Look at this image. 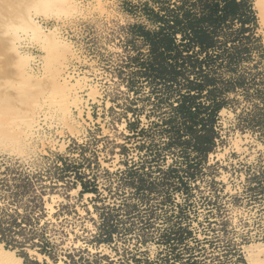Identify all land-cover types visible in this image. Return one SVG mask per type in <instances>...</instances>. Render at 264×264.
<instances>
[{
    "label": "rangeland",
    "instance_id": "374dc122",
    "mask_svg": "<svg viewBox=\"0 0 264 264\" xmlns=\"http://www.w3.org/2000/svg\"><path fill=\"white\" fill-rule=\"evenodd\" d=\"M41 1L0 0V244L24 264H173L185 237L264 264V0L262 21L256 0Z\"/></svg>",
    "mask_w": 264,
    "mask_h": 264
},
{
    "label": "trees",
    "instance_id": "16d2710c",
    "mask_svg": "<svg viewBox=\"0 0 264 264\" xmlns=\"http://www.w3.org/2000/svg\"><path fill=\"white\" fill-rule=\"evenodd\" d=\"M240 3L237 2L236 0H226V8H228L229 6H233L236 10L233 11L234 15L238 14V8H240ZM198 34H200L203 37H207V39H212L211 38V32L207 31V30H198L197 31ZM170 41V45H174V41L172 39L169 38V35L167 34V36L165 37ZM212 40H209V43H211ZM171 47V46H170ZM188 96H190L189 98L194 99L195 96L193 94H189ZM187 112L190 115H195L197 114L196 110L192 111V107H185L184 105H182ZM198 111V110H197ZM206 131V130H204ZM210 132V130H208ZM208 131H206L205 133H201L200 134V130H196V140H197V145H202V147H208L205 145H212L214 144V139L211 135L208 134ZM26 226V225H25ZM9 228H3V231L6 232V230H9L10 236H11V241H7V242H12L15 246L16 245H20L22 243V241L19 240V238L16 236L17 234H20L23 230H25L26 227L23 226V224H20L17 222V218L13 217V220L11 222V224H9L8 226ZM30 229L32 231V236L33 238L35 237H42V232L41 229H37L35 230L31 225H30ZM186 227L184 228V226H180L178 229L175 230L176 233H179L181 235H184V232L186 231ZM175 234V233H174ZM188 234H191V231H188ZM4 234L1 236V240L3 239ZM187 237V236H186ZM218 237V236H217ZM216 239H219L216 238ZM185 237L183 238H176V243L181 246L183 245V247H179L178 245H175L171 251V257H172V263L173 264H225L223 261H215V258H212L213 262H208L207 258L209 257L210 254H208V249L206 248H194L192 245H190L188 242H184ZM6 242V243H7ZM174 242V243H175ZM184 242V243H183ZM173 243V245H174ZM8 244V243H7ZM6 244V246H7ZM39 247L42 251L47 249V244H50V242L47 240V238H41V240L39 241ZM172 245V246H173ZM205 257V258H204ZM202 258H204L202 260Z\"/></svg>",
    "mask_w": 264,
    "mask_h": 264
},
{
    "label": "bare ground",
    "instance_id": "6f19581e",
    "mask_svg": "<svg viewBox=\"0 0 264 264\" xmlns=\"http://www.w3.org/2000/svg\"><path fill=\"white\" fill-rule=\"evenodd\" d=\"M65 1V0H64ZM63 0H42L39 2L40 4L37 7V13H48L52 12L60 8L61 10V5H63ZM38 4V2L36 3ZM66 5V4H65ZM259 2L258 0L255 1V7L257 9L258 16L260 20L262 21V10L259 7ZM37 6V5H36ZM65 7V6H64ZM35 8V7H34ZM68 9V8H67ZM68 13V11L66 12ZM3 14V13H2ZM49 14V13H48ZM51 14V13H50ZM45 15V14H44ZM29 18V17H28ZM12 20V19H11ZM24 20V19H23ZM28 20V19H27ZM13 21V20H12ZM29 21V20H28ZM7 22V21H6ZM35 22V21H34ZM3 23V22H2ZM11 23V22H10ZM5 25V24H4ZM38 26V25H37ZM36 26V27H37ZM9 28V27H8ZM3 29V28H2ZM18 30V29H17ZM36 30V29H35ZM7 41V40H6ZM6 43V42H5ZM11 99V98H10ZM9 100V99H8ZM6 101V100H5ZM11 101V100H9ZM6 106V105H5ZM8 107V105H7ZM12 107V106H11ZM10 109V108H9ZM8 111V110H7ZM0 264H24L23 259L18 257L17 254L12 251L8 250L4 247V245L0 244Z\"/></svg>",
    "mask_w": 264,
    "mask_h": 264
}]
</instances>
